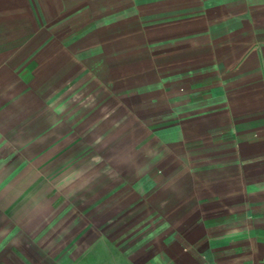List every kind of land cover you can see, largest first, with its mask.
Segmentation results:
<instances>
[{"label": "crops", "instance_id": "obj_1", "mask_svg": "<svg viewBox=\"0 0 264 264\" xmlns=\"http://www.w3.org/2000/svg\"><path fill=\"white\" fill-rule=\"evenodd\" d=\"M204 262L264 264V0H0V264Z\"/></svg>", "mask_w": 264, "mask_h": 264}, {"label": "rangeland", "instance_id": "obj_2", "mask_svg": "<svg viewBox=\"0 0 264 264\" xmlns=\"http://www.w3.org/2000/svg\"><path fill=\"white\" fill-rule=\"evenodd\" d=\"M38 62L37 61H35V70H34V76H35V86H34V90H35V94L36 93H39V90H40V94L42 93V91H41V85L40 84H36V77H37V75H39L40 74V71H41V69H38L37 68V66H38ZM66 80H68V78L66 79ZM74 86H72V85H69V84H67V85H61V86H59L58 85V77H57V75H55L53 78L51 77V81H50V87H49V94H50V99H57L56 97L60 94V93H62V94H64V95H68V94H73L74 93ZM76 89V93H80L82 90V88L80 89L79 87H77V88H75ZM45 90V89H44ZM46 93H47V91H45ZM88 122V121H87ZM82 137L84 138V139H87V140H89V135H86V134H83L82 135ZM83 139V140H84ZM99 141H100V137H98L97 138ZM51 141H50V143H51V146L54 144L55 145V139H53V138H51L50 139ZM95 140H96V138H95ZM68 152L69 151H67L66 153L68 154ZM88 152H90L89 150H83V155L84 154H87ZM98 153H100L101 151L98 149V151H97ZM52 154V153H51ZM120 167H118V168H116L115 167V171L114 172H120ZM118 170V171H117Z\"/></svg>", "mask_w": 264, "mask_h": 264}, {"label": "built area", "instance_id": "obj_3", "mask_svg": "<svg viewBox=\"0 0 264 264\" xmlns=\"http://www.w3.org/2000/svg\"><path fill=\"white\" fill-rule=\"evenodd\" d=\"M202 264H211L210 262H204V263H202Z\"/></svg>", "mask_w": 264, "mask_h": 264}]
</instances>
